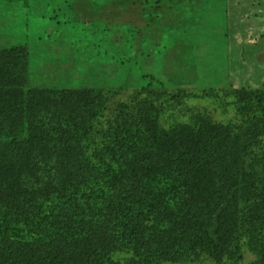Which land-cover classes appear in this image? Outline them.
<instances>
[{"label": "rangeland", "instance_id": "1", "mask_svg": "<svg viewBox=\"0 0 264 264\" xmlns=\"http://www.w3.org/2000/svg\"><path fill=\"white\" fill-rule=\"evenodd\" d=\"M12 47L24 53L26 89L95 95L84 111L95 117L93 136L105 135L129 105L141 108L142 129L157 137L179 126L198 130L201 119L228 124L231 133L243 119L236 91H264V0H0V49ZM252 133L259 157L264 128L243 140ZM255 151L239 162L240 187ZM213 188L188 186L186 203L158 209L134 243L103 229L93 240L96 256L79 264H264V229L243 223L244 198L228 208L215 202ZM260 190L258 184L251 200L262 199ZM202 209L222 235L214 250L189 246L197 225L183 215Z\"/></svg>", "mask_w": 264, "mask_h": 264}, {"label": "trees", "instance_id": "2", "mask_svg": "<svg viewBox=\"0 0 264 264\" xmlns=\"http://www.w3.org/2000/svg\"><path fill=\"white\" fill-rule=\"evenodd\" d=\"M23 59L22 50L0 49V239L7 238L0 241V264H79L88 254L96 256L93 240L110 227L128 244L139 241L158 209L186 203L190 185L214 187L215 202L228 208L244 198L243 223L255 232L264 229V151L258 157L252 148L255 134L243 140L264 128V91H236L243 119L231 133L228 124L201 119L198 130L179 126L173 135L157 137L142 129L141 108L129 105L97 137L95 117L84 113L95 95L26 89ZM188 133L199 140H187ZM254 151L251 170L244 173L253 180L240 187L234 176L239 162ZM256 184L263 196L258 201L251 200ZM186 214L183 219L197 225L187 237L190 247L214 250L222 243L212 212L202 209L188 219Z\"/></svg>", "mask_w": 264, "mask_h": 264}]
</instances>
